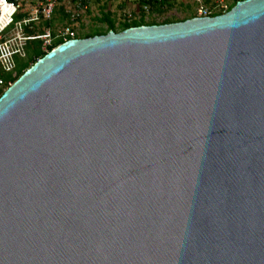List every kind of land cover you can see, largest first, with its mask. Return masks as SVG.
Segmentation results:
<instances>
[{
    "label": "water",
    "instance_id": "95a60500",
    "mask_svg": "<svg viewBox=\"0 0 264 264\" xmlns=\"http://www.w3.org/2000/svg\"><path fill=\"white\" fill-rule=\"evenodd\" d=\"M0 264H264V0L71 39L11 84Z\"/></svg>",
    "mask_w": 264,
    "mask_h": 264
},
{
    "label": "built area",
    "instance_id": "2783aa9c",
    "mask_svg": "<svg viewBox=\"0 0 264 264\" xmlns=\"http://www.w3.org/2000/svg\"><path fill=\"white\" fill-rule=\"evenodd\" d=\"M190 1L192 0H125L126 4L121 12L126 20L140 19L142 15L147 18L157 15L153 12L159 9L170 12V9H167L169 5L173 6L171 10H175L177 5L190 4ZM240 1L244 0H210L209 3H205V0H193L197 5L193 12L196 17L220 15L230 11ZM90 2L91 0H0V68L6 72L12 71L15 67V57H25L24 47L28 40H41L43 47L47 48L57 39L67 42L78 38L75 28L89 11ZM60 7L69 14V24L46 28L43 34L25 33L24 28L33 29L32 23L52 20ZM21 12L30 14L16 21V15Z\"/></svg>",
    "mask_w": 264,
    "mask_h": 264
},
{
    "label": "trees",
    "instance_id": "16d2710c",
    "mask_svg": "<svg viewBox=\"0 0 264 264\" xmlns=\"http://www.w3.org/2000/svg\"><path fill=\"white\" fill-rule=\"evenodd\" d=\"M97 2L101 1H107L112 2L113 0H96ZM210 0H205V3H209ZM107 3H105L104 6L101 7V16L96 17L94 20L96 23L100 24L99 26H94L89 32L83 33L78 35V38H89L94 37L97 35H104L107 34L110 31L114 32H121L123 30H126L131 27H139L143 25H163V24H169V23H175L180 21H185L191 18L196 17L195 12H189L188 16H185L181 19L179 18H171V19H164L160 22H157L156 20L147 21L146 16L142 15L140 19H133V20H126L123 15L116 16L113 14L110 10H108ZM119 11L123 10L124 6L119 5ZM173 6L169 5L167 9H172ZM61 9V11H60ZM167 10H161L159 9L157 12H153L157 14V16H161L167 12ZM181 11V10H179ZM58 12H60V23L66 24L69 22L70 16L67 12H64L63 7H60ZM89 12V11H88ZM152 13V14H153ZM30 12H21L16 15L15 20L19 21L24 17H28ZM56 24V20L52 19L50 21H41L39 24L32 23L34 26L33 29H29L28 27L24 28V31L28 35H37V34H43L46 28H54ZM103 26V27H102ZM81 27H84L81 25ZM93 27V26H92ZM62 39L55 40L54 44L52 46H49L47 48L43 47V42L41 40H28L26 42V45L24 47L25 57H15V67L12 71L6 72L2 68H0V97L2 94L10 87L11 84L16 82L29 68H31L38 60L42 59L44 56H46L50 51L55 49L56 47L63 44Z\"/></svg>",
    "mask_w": 264,
    "mask_h": 264
},
{
    "label": "rangeland",
    "instance_id": "374dc122",
    "mask_svg": "<svg viewBox=\"0 0 264 264\" xmlns=\"http://www.w3.org/2000/svg\"><path fill=\"white\" fill-rule=\"evenodd\" d=\"M192 1H190V4L177 5L175 7V10H170V12H167L161 16L150 15V16H147L146 19L147 21L156 20L157 22H160L164 19H171V18L181 19L185 16H188L190 11L191 12L194 11L197 5H195L196 3ZM118 4H126V3H125V0H118V1L114 0L112 2V9H113L112 13L119 17L120 11L118 10L119 12H117V9H116V6ZM121 15H122V12H121ZM100 16H101V7L97 3L95 5V0L94 1L91 0L90 5H89V12H87V14L80 20L78 24V28H77L78 35L89 32L92 28H94L96 24H97L96 26H99L100 24L96 23L94 19ZM54 19L56 20L55 26H58L59 24H61L60 23V19H61L60 12H56L54 14ZM82 24L84 27H80Z\"/></svg>",
    "mask_w": 264,
    "mask_h": 264
},
{
    "label": "crops",
    "instance_id": "0c3cea01",
    "mask_svg": "<svg viewBox=\"0 0 264 264\" xmlns=\"http://www.w3.org/2000/svg\"><path fill=\"white\" fill-rule=\"evenodd\" d=\"M113 1H114V0H113ZM113 1H112V2H113ZM117 1H118V0H117ZM112 2H110V1H109V2H107V1L97 2V1L95 0V5H96V3H97V4H99L100 7H102V6L105 5V3H107V5H108V6H107V7H108V10H110V11L112 12V10H113V9H112ZM119 5H120V6L123 5V6L125 7L124 4H118V5L116 6L117 12H119V11H118V10H119V7H118ZM117 7H118V8H117ZM63 9H64V8H63ZM123 9H124V8H123ZM58 10H59V8L56 10V12H58ZM60 11H61V9H60ZM121 11H122V10H121ZM121 11H120V12H121ZM56 12H55V13H56ZM64 12H66V11L64 10ZM53 19H54V17H53ZM79 22H80V21H79ZM79 22H78V24H79ZM69 23H70V20H69V22H67L66 24H62V22H61V24H59L58 26H65V25H67V24H69ZM82 25H83V24H82ZM55 27H56V26H55ZM80 27H81V26H80ZM77 28H78V25L76 26L75 29L77 30Z\"/></svg>",
    "mask_w": 264,
    "mask_h": 264
}]
</instances>
